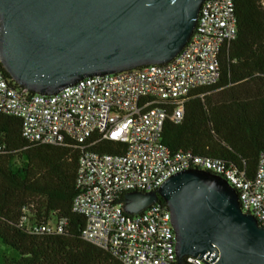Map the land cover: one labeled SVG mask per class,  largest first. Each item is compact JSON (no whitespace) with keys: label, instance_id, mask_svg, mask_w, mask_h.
I'll return each instance as SVG.
<instances>
[{"label":"built area","instance_id":"1","mask_svg":"<svg viewBox=\"0 0 264 264\" xmlns=\"http://www.w3.org/2000/svg\"><path fill=\"white\" fill-rule=\"evenodd\" d=\"M237 35L236 0H207L194 34L172 62L86 78L50 96L11 85L0 59V114L18 118L29 143L83 145L73 213L86 221L84 241L121 264H177L168 207L156 204L130 216L120 198L130 192H156L187 170L226 179L238 193L243 212L264 228V153L251 177L223 160L187 151L172 153L162 143L166 122H183L191 95L220 82L222 53ZM94 137L125 144V152H95L88 144ZM5 151L0 144V153ZM66 226V221H55L32 224L27 230L33 235H61ZM186 263L205 261L187 257Z\"/></svg>","mask_w":264,"mask_h":264},{"label":"water","instance_id":"2","mask_svg":"<svg viewBox=\"0 0 264 264\" xmlns=\"http://www.w3.org/2000/svg\"><path fill=\"white\" fill-rule=\"evenodd\" d=\"M207 0H0V59L19 87L55 95L86 78L172 62ZM163 199L177 264H264V228L221 176L187 170L156 192L124 195L130 216ZM210 259V261H209Z\"/></svg>","mask_w":264,"mask_h":264},{"label":"trees","instance_id":"3","mask_svg":"<svg viewBox=\"0 0 264 264\" xmlns=\"http://www.w3.org/2000/svg\"><path fill=\"white\" fill-rule=\"evenodd\" d=\"M263 1L236 0L238 35L222 53L220 82L191 95L182 123L165 124L162 143L172 153L187 151L223 160L251 177L256 173L264 153ZM0 144L6 147L0 153V242L15 253L14 258H0V264H121L84 241L86 221L73 213L83 145L29 143L22 137V122L2 114ZM88 144L100 154L121 155L126 149L125 144L95 137ZM158 205L167 207L163 199ZM55 221L67 222L63 234L33 235L27 230Z\"/></svg>","mask_w":264,"mask_h":264},{"label":"rangeland","instance_id":"4","mask_svg":"<svg viewBox=\"0 0 264 264\" xmlns=\"http://www.w3.org/2000/svg\"><path fill=\"white\" fill-rule=\"evenodd\" d=\"M5 256L11 259L15 257V253H13L0 242V258H4Z\"/></svg>","mask_w":264,"mask_h":264}]
</instances>
